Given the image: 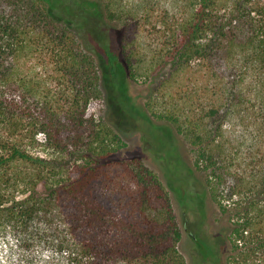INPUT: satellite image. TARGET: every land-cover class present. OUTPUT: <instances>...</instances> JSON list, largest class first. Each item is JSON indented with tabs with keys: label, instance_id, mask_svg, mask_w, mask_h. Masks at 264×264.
Here are the masks:
<instances>
[{
	"label": "trees",
	"instance_id": "trees-1",
	"mask_svg": "<svg viewBox=\"0 0 264 264\" xmlns=\"http://www.w3.org/2000/svg\"><path fill=\"white\" fill-rule=\"evenodd\" d=\"M181 10L0 0V264H264V0Z\"/></svg>",
	"mask_w": 264,
	"mask_h": 264
},
{
	"label": "rangeland",
	"instance_id": "rangeland-1",
	"mask_svg": "<svg viewBox=\"0 0 264 264\" xmlns=\"http://www.w3.org/2000/svg\"><path fill=\"white\" fill-rule=\"evenodd\" d=\"M108 2L112 10L121 17L122 21L118 20V23H126L129 27L133 24L131 27H134L137 30L138 43L141 44L140 46L143 51L149 53V51L152 52V19L156 18V15H161L164 10H170V16H168V18L172 17V9L178 16L181 15V8L186 4L187 0H108ZM160 26L161 25L158 27ZM137 125L139 128L142 127L139 123ZM142 125H144L146 129H149L148 123H143ZM150 129H152V126H150ZM124 130L126 136L134 147H143L145 139L143 138V133L141 131L134 127L127 130L124 128ZM176 140L179 141L177 138ZM179 142L181 144V151H186L188 147L187 140L181 137ZM154 154L155 153H153L152 150L141 149V151H139V155L143 161L151 166H157L158 161ZM206 208L209 210L208 203L206 204ZM207 228H209V223L207 224ZM190 243V239L187 238L182 247L187 248Z\"/></svg>",
	"mask_w": 264,
	"mask_h": 264
}]
</instances>
